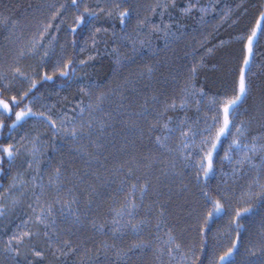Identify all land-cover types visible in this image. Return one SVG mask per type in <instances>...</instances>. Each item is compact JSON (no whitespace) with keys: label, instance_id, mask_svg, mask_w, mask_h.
Returning <instances> with one entry per match:
<instances>
[{"label":"snow or ice","instance_id":"1","mask_svg":"<svg viewBox=\"0 0 264 264\" xmlns=\"http://www.w3.org/2000/svg\"><path fill=\"white\" fill-rule=\"evenodd\" d=\"M69 8L75 10L74 19L67 26L71 39L66 45H60L62 54L57 58L55 48L58 41L52 32L59 33ZM47 9V22L41 23L29 43L19 49L10 62L6 60L0 63V178L11 176V183L6 190L0 184V221H9L4 224L0 234V264H69V258L72 257L77 258L72 260V264H85V261L86 264H128L130 253L153 248V241L143 238L151 221L139 217L138 209L150 192L160 193L161 185L169 190V200L173 195L185 200L188 216H194L197 223L202 221L203 227L196 229L201 239L199 245L192 247L191 259L177 237L171 234V229L166 233L163 247L159 243L155 245L156 253L161 257L166 254L167 264H172V261L175 264H237L234 257L245 239L242 231L244 226L240 221L252 213V208L236 207L233 200L251 204L254 198H258L264 203V95L260 98L258 115L243 120L240 119L239 111L252 91L250 74L254 66L255 45L258 38L264 40V11L260 12L249 32L236 37L242 46V65L237 69L230 91L209 96L206 91L196 87L194 80L198 69L203 67L202 60L189 68L184 84L172 92L168 91L163 81H158V65L146 63L134 73L136 81L125 79L108 93L101 92L95 101L89 90L85 93L87 102L80 99L71 115L61 111L54 118V105H43V110H34V105L41 100L38 93L57 75L69 78L75 74L77 67L95 59L89 55L87 60L80 59L77 64L75 59L67 55L68 48L84 51L87 41L84 46L78 45V33H90L91 47L95 50L98 39H104L101 33H107L112 27L111 24L104 27L100 22L104 19L116 20L120 32L117 34L113 30L112 34L118 36L125 48L134 54L147 48L148 53L156 56L158 53L152 52L150 37L159 35L167 47L170 41L178 39L174 28L179 29L181 23L165 22L166 18L170 21L173 19L172 11L177 9V0H162L149 6L151 15L143 19H138L137 6L132 0H105L104 3L95 4L87 0H70L69 4H50ZM194 11L206 14L209 9L200 7L199 0H190L186 6H180L179 15L187 17ZM156 16L159 17L158 23L153 19ZM0 19L7 22V18ZM133 20L137 21L135 28L129 30ZM53 22L57 25L55 28ZM224 43L221 41V44ZM112 54L118 65L125 61L136 63L135 57L127 54L121 59L119 47H114ZM28 56H40L45 63L51 60V75L47 70L41 74L37 69L25 65L23 61ZM41 68H44V63ZM137 83L143 84L141 95H145L146 90L150 92L139 105V111L132 107L125 94L129 86L135 87ZM109 95L119 100L116 115L104 111L103 105ZM193 104L198 113L202 110V104L208 107V112L202 118L203 128L199 127L200 120L191 121L187 115L183 118L171 115L177 111L186 113ZM96 113H103V116L98 118ZM121 113L127 119L120 123L135 133L136 138L130 141L132 148L137 147V140H147L152 146L149 152L154 149L158 155L155 160L151 155L144 157L148 163L142 175H137L139 165L132 167V161H129L126 172L125 165H119L117 171L125 172L120 181L121 190L125 184L131 189L126 197L127 202L111 209V219L98 222L103 207L100 188L105 185L98 187L86 181L85 177L89 174H81L75 161L81 156L88 157L89 164L92 159H98V156L88 151V147H95L98 151L105 147L99 141L107 129L113 128L112 121ZM209 120L211 123H208ZM31 121L40 122L47 130L41 131L36 124L31 125V131L23 130ZM254 122L260 123L262 131L259 135L252 134ZM223 139L231 141L223 159L234 166L230 173L224 174L228 179L223 181L222 187L213 190L210 181L216 176L215 155ZM125 141L121 151L129 146L127 137ZM65 148L68 149L67 158L63 153ZM175 156L179 159H174ZM132 160H135V156ZM157 162L166 164L168 170L161 168L160 174L156 175L152 166ZM177 168L191 170L199 188L198 194L184 184L173 194L171 183L165 181L171 176L183 175V171H176ZM245 168L249 174L255 173V176H250L246 191L236 194L228 180L237 183L243 179ZM137 194L139 204L136 201ZM24 199L31 201L28 204L30 212L16 217L18 223L12 221L11 217ZM151 207L148 205L149 212ZM229 208L233 218L229 221L231 232L227 234L228 243L217 250L215 244L208 245V224L216 215H227ZM165 215L166 209L161 203L155 224L157 241L161 240L159 230L164 224ZM128 233L137 239L125 250L117 241H122ZM97 235L106 239L98 240ZM248 242L252 247L246 251L251 257L259 259L248 260L245 264H264V230L258 240L254 242L249 239ZM109 251L115 254V261L101 259L100 253L103 252L107 257ZM81 256L84 260L78 259ZM52 257L55 261L50 259Z\"/></svg>","mask_w":264,"mask_h":264},{"label":"trees","instance_id":"2","mask_svg":"<svg viewBox=\"0 0 264 264\" xmlns=\"http://www.w3.org/2000/svg\"><path fill=\"white\" fill-rule=\"evenodd\" d=\"M87 2L95 4L104 3L105 0H87ZM157 2H162V0H132V3L137 6L138 19L150 16L149 6ZM189 2L190 0H177V9L174 11L170 10L172 11L173 19L170 21L166 18L165 20V22H172L174 24L177 21L181 23L179 29L174 28L178 39L170 41L169 45L165 47L162 37L159 35L150 37L152 52L158 53L156 56L148 53L147 48L143 52L138 50L135 54L130 49L125 48L119 41L118 36L114 37L112 34L113 30L117 34L120 32V28L117 26L119 22L116 20L104 19L100 22L104 27H109L110 24L112 27L109 28L107 33H101L104 39L103 41H99L98 39L95 50L91 47V40L89 38L91 34L85 33L80 35L78 33L76 36L77 44L84 46L87 41V45L84 46L83 52L79 48L75 51L72 48H68L67 55L75 59L77 64L80 59L87 60L89 55L94 56L95 59L88 61L86 65L77 67L75 74L69 78H61L57 75L53 81L47 82L40 93H38L41 95V100L34 105V110H43V105H54L52 108L54 118L61 111L71 115L72 109L79 103L80 99H84L87 102L88 97L85 94L87 91L90 90L92 92V99L95 101V97L101 92L108 93L111 88L122 84L125 79L136 81L137 77L134 73L146 63L158 65V81H163L168 91L172 92L184 84L185 79L189 75V68L193 64H199L202 60L203 67L198 69L194 80L196 87L206 91L209 96L230 91L237 69L242 65V46L236 40V37L249 32L254 27L260 12L264 11V0H199L200 7L209 9L206 14L194 11L190 16L181 17L179 15L180 6H186ZM58 3L69 4L70 0H0V18H7V22H3V19H0V63L6 60L11 61L12 56H15L18 50L21 49L20 43L22 40L28 44L41 23L47 22L49 17L47 6ZM74 13L75 10L69 8L66 21L60 25L59 33L52 32V35L56 36L58 41V45L55 48L57 58L62 54L60 45H66L71 39L70 34L67 32V26L72 23ZM201 16H203V20H201ZM57 19L59 20V18ZM153 19L155 22H159L158 16L153 17ZM136 22V20H133L129 25V30L135 28ZM56 26V23L53 22V28ZM221 41L225 43L221 44ZM114 47H119L121 59H123L124 54H127L134 56L136 63L125 61L118 65L115 56L112 54ZM254 51V66L251 68L250 74L252 91L245 99L243 106L239 109L241 113L240 119L243 120L258 115L260 98L264 95V40L258 38ZM144 53L148 54L145 55ZM23 62L25 65L37 69L41 74L44 70H47L49 75H51V60L45 63L40 59V56H28ZM42 63H44V68H41ZM145 83H147V80H145ZM141 89H143V84L137 83L135 87L129 86L125 92L132 107L137 111L140 110L139 105L143 103L145 95H150V92L147 90L145 91V95H141ZM118 103V98L109 95L108 100L103 105L104 111L112 112L116 115ZM149 106L151 107V101H149ZM201 108L202 110L198 113L196 106L193 104L186 113L177 111L171 113V115L180 118L187 115L191 121L200 120L199 127L203 128L205 125L202 118L208 112V107L206 104H202ZM211 114L209 113V115ZM95 115L99 118L103 116V113H96ZM126 119L127 116L121 113L112 121L113 128L107 129L99 141V143L105 145L104 148L98 151L95 147H88V151L92 152L93 156H98V159H92L91 164H89V158L81 156L76 158L75 161L76 167L81 170V174L84 172L89 174L85 177L86 181H90L98 187L105 185V187L100 188L103 207L101 208L98 222L111 219V209L118 208L121 204L127 202L126 197L129 195L131 189L125 184L123 190H121L120 181L125 175L129 161H132L131 166L134 168L139 165L137 175H142L146 171L144 166L148 163V161L144 160V157L151 155L153 160H155L158 155L154 149L152 152H149V148L152 146L147 140L143 142L137 140V147L132 148L130 141L136 138L135 133L120 123L121 120ZM208 123H211V121L209 120ZM32 124H36L41 131L47 130L45 125L37 121H31L28 125H25V129L23 130L31 131ZM261 131L260 123L254 122L252 134L259 135ZM125 137L128 138L129 146L121 151L126 142ZM230 142L228 139H223L221 146L217 149L215 155L216 176L210 181V188L213 190L222 187L224 174L228 173L227 169L231 166L223 159L224 152L227 150ZM85 143L87 142L85 141ZM63 153L65 158H67L68 149H63ZM133 156H135L134 161L132 160ZM173 158L179 159L178 156ZM120 164L125 165V172L117 171ZM161 168L165 171L168 170L166 164L157 162L153 163L152 171L156 175H159ZM176 171H183V175L171 176L165 181L166 183H171L173 194L177 192L182 184L188 185L193 193L198 194L199 188L195 183L191 170L177 168ZM13 175H15V170L13 171ZM97 176H99V179H97ZM10 183L11 176L6 179L0 178V184H3L5 190ZM168 197L169 190L161 185L160 193H156L155 191L150 192L148 197L145 198L144 204L138 209L139 217L147 218L151 221V225L146 228L143 238L152 240L153 248L152 250H145L143 252L130 253L128 264H161L162 261L164 264H167V255L165 254L161 257L157 254L155 245L159 243L163 247L162 242L167 239L166 233L169 229L172 230L171 234L177 237V241L181 243L184 251L189 253V259H191V249L194 245H199L201 239L196 229L197 227L202 228L203 222L197 223L194 216H188L185 200L180 199L177 195H173L171 200ZM136 201L138 204L140 203L138 194ZM30 202L29 199L22 200L11 220L18 223L19 221L16 220V217L29 213L28 204ZM161 203L166 209V215L164 217V224H162L159 230L161 240L157 241L155 224L158 219V210ZM148 205L152 206L151 212L148 210ZM247 207L252 208V213L240 221L244 226L242 231H244L245 239L242 242L239 253L234 257L237 264L244 263L243 257L245 256H243V253L247 252L246 249L252 247L248 242L249 239L255 242L259 239L261 231L264 230L262 228L264 226V203L260 199L254 198ZM210 208L211 206L209 205ZM227 215H216L208 224V228L210 229L207 233L208 245L215 244L217 250H221L222 248L218 246L216 233L221 226L220 223ZM7 223L9 221H0V234H2L4 224ZM97 239H106V237L97 235ZM136 239L133 234L128 233L122 241L118 240L117 244L127 250ZM100 257L106 261L116 260V256L112 251L108 252L107 257L101 252ZM50 259L55 261L54 257ZM73 259L77 258H69V264H72ZM78 259L84 260V257L81 256ZM253 259L258 260L259 257ZM172 264H175V261H172Z\"/></svg>","mask_w":264,"mask_h":264},{"label":"rangeland","instance_id":"3","mask_svg":"<svg viewBox=\"0 0 264 264\" xmlns=\"http://www.w3.org/2000/svg\"><path fill=\"white\" fill-rule=\"evenodd\" d=\"M45 39H47V38H45ZM25 45H27V44L25 43V41L22 40V42L20 43V48H23ZM257 163H259V161H257ZM233 166L234 165H231L227 169L228 173L231 172V169H232ZM250 176H255V173L249 174L248 173V169L245 168V174H244V178L243 179H240L237 183H232L231 180H228V183L232 184L233 192H235L236 194H240V193L246 191L247 185L249 183ZM223 178H224L223 181L228 179L226 175ZM223 181H222V185H223ZM233 205L236 206V207H247V205H249V204H244L239 199H234L233 200ZM232 215H233V213L231 211V208H229L228 209V215L226 217H224V219L220 223L221 226L219 227V229H218V231L216 233L218 246L220 248H222L224 245H226L228 243V235L227 234L231 232V229L229 227V221L233 218ZM243 256H245V257H243L244 260H245L243 264H245V262L248 261V260L256 258V257H251L249 255V253H247V252H244ZM239 264H241V263H239Z\"/></svg>","mask_w":264,"mask_h":264}]
</instances>
